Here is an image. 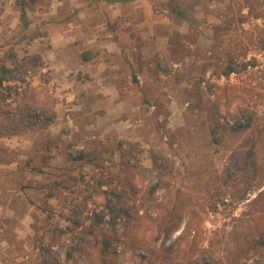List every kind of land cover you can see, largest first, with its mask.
Masks as SVG:
<instances>
[{
  "label": "rangeland",
  "instance_id": "1",
  "mask_svg": "<svg viewBox=\"0 0 264 264\" xmlns=\"http://www.w3.org/2000/svg\"><path fill=\"white\" fill-rule=\"evenodd\" d=\"M21 1L27 27L20 19ZM168 1L138 3L146 10L144 31L166 40L165 51L158 40L156 47L147 39L138 44L137 69L131 70V78L140 96H127L125 109H114L112 116L102 115V107L97 116L75 118L67 115L75 99L65 101L48 62L56 54L75 62V36L53 34L57 27L50 21L57 15L62 23H75V0H0V56L14 53L20 59L37 54L41 61V66L22 74V81H3L0 87L6 96L0 101V119L8 112L17 129L13 135L27 140H18L10 153H0L16 162L0 178V264H190L208 249L209 239L222 240L231 219L249 212L247 202L264 190V51L250 44L261 20L246 16L240 22L241 14H247L243 0H198L193 8L184 0L195 19L190 24L168 14ZM215 24L228 26L221 30L220 40L236 49L247 48L246 60L254 65L228 76L203 69L201 56L211 45ZM175 42L184 49L172 53ZM53 44L69 47L53 52ZM159 46L163 53L155 50ZM71 68L63 78H75ZM198 77L202 80L197 95ZM244 107L256 113L262 130L258 138L251 135L253 129L240 135L232 130L243 123L239 111ZM248 139L256 142L260 175L255 189L238 201L231 196L237 181L224 185L223 179ZM117 193L137 216L128 225L120 216L115 226L119 238L103 248L101 233H87L83 226L103 210L106 200H116ZM176 197L186 201L181 227L158 234L162 207L156 202L167 205ZM260 206L264 198L252 210ZM191 217L193 229L180 239ZM258 222L264 224V217ZM224 241L215 242L217 256ZM149 246L159 252L156 259L147 255ZM162 247L169 249L164 252ZM164 254L167 259H161ZM244 264H264V251Z\"/></svg>",
  "mask_w": 264,
  "mask_h": 264
},
{
  "label": "trees",
  "instance_id": "2",
  "mask_svg": "<svg viewBox=\"0 0 264 264\" xmlns=\"http://www.w3.org/2000/svg\"><path fill=\"white\" fill-rule=\"evenodd\" d=\"M119 2H128L132 0H111ZM189 7L193 8L198 4V0H190ZM245 7H247V14L242 15L241 21L246 16L254 19H260L262 25L256 24V31L250 39V44L255 45L259 49L264 51V0H243ZM24 2H20V19L24 27L28 26V22L25 19ZM167 12L169 15L186 20L190 24L195 22V19L188 14V7L184 0H169L167 3ZM228 29V26L222 24H215L213 26V35L211 37V45L204 49L202 54L203 69H210L212 74L228 76L230 73L240 72L245 70L248 65H254V61L246 60L247 48L226 46L223 41L220 40L221 30ZM177 34V33H175ZM172 43L169 40V43ZM177 48L174 46L170 48L171 52L176 53L179 47L183 48L181 42H175ZM184 49V48H183ZM182 49V50H183ZM41 66L40 57L37 54L25 55L18 59L14 53H7L0 56V87L3 81L9 82L12 80H23L22 74L29 68L35 69ZM202 80L198 77L195 82V94L198 95L199 83ZM5 95L0 92V101L5 100ZM239 116L243 117V123L236 125L232 130L240 135L246 130L251 131L256 136L257 133H262V130L256 123V113L249 107L241 108ZM52 117V116H51ZM51 117L47 118V121H51ZM11 115H7L0 119V137L9 136L17 133V129L13 127L15 122L11 120ZM264 130V129H263ZM213 135H216V128L212 129ZM216 139V138H215ZM256 142L251 139L244 141L241 150L236 153L230 166L226 167V172L223 179V184L228 185L231 179L236 180L238 187L234 186V193L232 197L242 201L246 199L247 192L255 189V186L259 180V165L257 161ZM216 182V181H215ZM214 182V183H215ZM159 184H155L152 187L154 191ZM214 187L220 188L219 186ZM236 188V189H235ZM116 200L109 198L106 200L103 210L94 212L90 218L89 223L83 226L87 233H93L99 231L102 235L100 243L103 248H107L108 243L111 239L117 240L119 237L116 233L117 219L120 216H124L126 221L125 224H129L132 218L136 215V212H132L130 207H127L123 202V195L117 193L114 195ZM179 196V195H178ZM260 198H264V190L260 191L253 199L247 203L251 207L249 212H242L239 216L233 217L231 220V228L226 233L222 234V240H216L217 243H223L221 248V255L217 256V252H214L215 242L213 239L208 240V249L201 251V257H194L189 260L190 264H244L245 260L253 254L262 253L264 251V224L258 222L259 219L264 217V206H260V210H252L253 205L258 203ZM168 204L164 205L163 202H156L157 205L162 207V212L158 220L157 231L158 234H170L173 231L181 227L186 201L176 197L174 200H168ZM184 209V210H183ZM194 214V212H192ZM259 213V214H257ZM107 216V220L104 217ZM193 217L188 218L185 222L182 231L179 234V238L183 239L191 232ZM80 225L81 222H76ZM102 225V226H100ZM104 226H106L104 228ZM104 231V232H103ZM164 252H167L169 247H162ZM196 249V242L191 244V250L194 252ZM147 255L155 259L159 256V252L149 246L146 250ZM195 253V252H194ZM167 259V254L161 255V259ZM193 257V256H192ZM191 257V258H192ZM145 258V257H144Z\"/></svg>",
  "mask_w": 264,
  "mask_h": 264
},
{
  "label": "crops",
  "instance_id": "3",
  "mask_svg": "<svg viewBox=\"0 0 264 264\" xmlns=\"http://www.w3.org/2000/svg\"><path fill=\"white\" fill-rule=\"evenodd\" d=\"M96 1L75 0V23L69 20L62 23V17L56 15L53 18V14L50 16L53 18L50 21L54 20L57 27L53 34H59L62 38L75 36L74 63L68 57L57 54L53 60L51 57L48 61L49 68L56 74L55 79L65 101L75 99L71 108L67 107L71 110L67 115L75 118L97 116L102 107L106 111L102 115L112 116L111 111L116 108L123 111L127 96H140L137 93V83L131 78V70L136 73L137 69L138 44L147 39L156 47L160 41L163 51L166 49L164 37L156 35L152 30L144 31L146 10L138 4L144 0H98V4ZM106 21L115 23V27L108 28ZM112 36L116 39H112ZM68 47L66 44H53L52 49L57 52ZM142 49L143 47L141 51ZM155 50L162 52L160 46ZM71 65L75 69V78H63L62 74L72 72ZM77 129L78 125L75 123V130ZM18 140L27 141L21 135L1 136L0 153L12 152ZM30 143L33 141L30 140ZM12 166H16L15 159H4L0 154L1 179L14 169Z\"/></svg>",
  "mask_w": 264,
  "mask_h": 264
}]
</instances>
